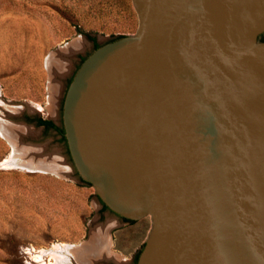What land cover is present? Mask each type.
<instances>
[{"label": "water", "instance_id": "obj_1", "mask_svg": "<svg viewBox=\"0 0 264 264\" xmlns=\"http://www.w3.org/2000/svg\"><path fill=\"white\" fill-rule=\"evenodd\" d=\"M130 1L63 92L71 166L150 224L134 264H264V0Z\"/></svg>", "mask_w": 264, "mask_h": 264}, {"label": "rangeland", "instance_id": "obj_2", "mask_svg": "<svg viewBox=\"0 0 264 264\" xmlns=\"http://www.w3.org/2000/svg\"><path fill=\"white\" fill-rule=\"evenodd\" d=\"M51 11L64 16L82 42L92 37L98 41L97 45L115 36L133 33L137 23L130 0H0V44L12 41L19 33L24 35V18L41 14L49 17ZM91 49L92 46L79 58L76 54L69 55L61 65L64 72L56 78L60 87L55 115L52 117L44 107L49 106L45 94L35 105L38 111L33 114L52 117L60 126V104L65 87L80 60ZM22 55L14 58L10 55L9 59L18 65L26 61ZM5 56L0 49L2 67L7 62ZM66 65H69L67 70ZM20 79L19 85H22L24 78ZM6 92L0 77V118H3L0 123L9 133L8 138L0 134V264H57L59 260L73 264L71 259L67 260V247L84 239L89 230L104 224L110 216L78 179L60 135L21 124L19 121L25 119L24 111L29 110L30 103L11 100ZM7 105H22V108L18 107L15 113L11 111L12 114L13 109L7 111ZM63 163L68 167L67 174H63ZM149 227L150 224L118 219V225L109 233L110 238L105 235L111 242L101 248L109 255L117 254L120 260H125L122 262L133 264ZM112 262L97 261L114 264Z\"/></svg>", "mask_w": 264, "mask_h": 264}, {"label": "crops", "instance_id": "obj_3", "mask_svg": "<svg viewBox=\"0 0 264 264\" xmlns=\"http://www.w3.org/2000/svg\"><path fill=\"white\" fill-rule=\"evenodd\" d=\"M21 34L19 33L18 37L12 41L0 44L2 55L7 57V62L3 64L5 66H0L2 84L6 85V93H8L11 100H22V104L30 103V106L26 105L29 110H26L27 112L24 111L25 119L19 121L21 124L28 126V128L54 131L52 128L37 124V120H49L56 126L52 117L55 115L53 108L56 104L60 87V81L56 78L61 77L64 72V67H61V65L67 61V59L65 61V58L71 54H76L79 58L85 50L92 46L94 38L87 37V42H82L80 35L76 34L67 20L64 19V16L58 15L56 11H51L49 17H44L41 14L34 18H24V35ZM21 54H23L22 56L25 57L26 61L20 62L18 65L15 60L12 62L9 59L10 55H13L14 58L15 55ZM71 62L73 63L72 59ZM65 69H69V65H66ZM5 74H8V77H5ZM20 78H24L22 85H19ZM44 94L45 99L49 102V106L45 105L44 107L47 108V111L53 112L50 113L52 114L50 119L33 114L35 111L37 113L36 106ZM9 107L13 109L10 112L13 111L15 113L19 108H22V105H7V111L10 109ZM13 112L11 113L13 114ZM2 126L4 127V125ZM116 225H118V219H112L111 217L107 218L104 224L95 225L91 231H88L84 239L72 244L73 247L68 250L67 260L71 259L73 264H100L97 261L101 259L110 260L111 262L114 259L112 262L114 264H126V262H122L125 260H120L119 256H115L117 254L110 252L111 255H109L103 249L105 245H109L108 241L111 242V239L106 240L105 235H109L110 238L109 233L113 226ZM99 235L104 238L102 239ZM102 246L103 248H101ZM101 249L103 250L102 252ZM106 254L109 256L105 257Z\"/></svg>", "mask_w": 264, "mask_h": 264}, {"label": "bare ground", "instance_id": "obj_4", "mask_svg": "<svg viewBox=\"0 0 264 264\" xmlns=\"http://www.w3.org/2000/svg\"><path fill=\"white\" fill-rule=\"evenodd\" d=\"M64 67V66H63ZM62 70V69H61ZM52 92H54V91H52ZM54 95V94H53ZM53 108V107H52ZM11 109V108H10ZM53 109H55V108H53ZM53 109H52V111H53ZM50 113H53V112H50ZM55 114V113H54ZM53 114V115H54ZM52 115V114H51ZM1 119V118H0ZM3 119V118H2ZM5 120V119H4ZM7 129V128H6ZM5 129V127H3L2 126V124L0 123V134H3V135H9V133H7L8 131ZM11 129V128H10ZM7 131V132H6ZM13 131V130H12ZM12 141H13V139H12ZM14 144V143H13ZM19 146V145H18ZM21 147V146H20ZM17 148V147H16ZM20 148H18V150H19ZM23 150V149H22ZM22 150H20V151H22ZM42 159V158H41ZM40 158H39V160H41ZM38 160V159H37ZM47 160V163H48V159H46ZM28 161V160H27ZM44 161V160H43ZM50 161V160H49ZM37 162V161H36ZM29 163V162H28ZM32 163V162H31ZM51 163V162H50ZM47 165V164H46ZM51 165V164H50ZM49 165V166H50ZM54 165V164H53ZM59 166V165H58ZM47 167V166H46ZM55 167V166H54ZM59 168V167H58ZM60 168H61V166H60ZM55 169V168H54ZM62 169H63V174H65L66 173V171H68V167H67V165L66 164H64L63 163V165H62ZM49 170V169H48ZM53 170V169H52ZM55 171V170H54ZM56 172V171H55ZM67 174V173H66ZM103 233H105L104 231H103ZM100 236V235H99ZM101 237V236H100ZM100 237H98V238H100ZM102 239L104 238V237H101ZM101 239V240H102ZM99 240V239H98ZM109 242V241H108ZM67 250H68V247H67ZM80 250V249H79ZM81 251V250H80ZM72 252V251H71ZM79 257V256H78ZM77 257V258H78ZM65 262H63V261H58V263L57 264H64Z\"/></svg>", "mask_w": 264, "mask_h": 264}, {"label": "trees", "instance_id": "obj_5", "mask_svg": "<svg viewBox=\"0 0 264 264\" xmlns=\"http://www.w3.org/2000/svg\"><path fill=\"white\" fill-rule=\"evenodd\" d=\"M96 46H98L97 44L95 45V47ZM70 80V79H69ZM37 124H42V125H44V126H48V127H52V128H54L56 131H57V133L60 135V139L62 140V141H64V138H63V136H62V128H61V126H55L51 121H49V120H45V119H38L37 120ZM101 207H102V205H101ZM102 209H104L103 207H102ZM136 258V257H135ZM134 261H135V259H134ZM134 264V263H133Z\"/></svg>", "mask_w": 264, "mask_h": 264}, {"label": "flooded vegetation", "instance_id": "obj_6", "mask_svg": "<svg viewBox=\"0 0 264 264\" xmlns=\"http://www.w3.org/2000/svg\"><path fill=\"white\" fill-rule=\"evenodd\" d=\"M98 43V41L96 40V38L93 39V43H92V48L95 47V45ZM81 61V60H80ZM57 126V125H56ZM46 128H52V127H48L45 126ZM54 131H56L54 128H52ZM57 132V131H56ZM58 134V133H57Z\"/></svg>", "mask_w": 264, "mask_h": 264}]
</instances>
